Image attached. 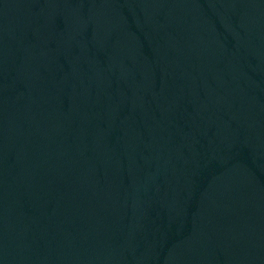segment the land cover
Here are the masks:
<instances>
[{
	"label": "water",
	"instance_id": "95a60500",
	"mask_svg": "<svg viewBox=\"0 0 264 264\" xmlns=\"http://www.w3.org/2000/svg\"><path fill=\"white\" fill-rule=\"evenodd\" d=\"M0 264H264V0H0Z\"/></svg>",
	"mask_w": 264,
	"mask_h": 264
}]
</instances>
